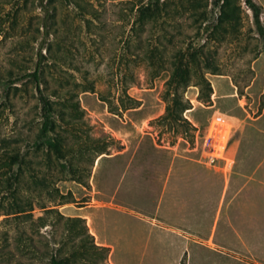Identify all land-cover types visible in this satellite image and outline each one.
Segmentation results:
<instances>
[{
	"label": "rangeland",
	"instance_id": "374dc122",
	"mask_svg": "<svg viewBox=\"0 0 264 264\" xmlns=\"http://www.w3.org/2000/svg\"><path fill=\"white\" fill-rule=\"evenodd\" d=\"M253 1L264 28V0ZM38 62L54 115L50 134L59 142L50 156L63 166L54 183L47 151L33 146L41 110L26 75ZM176 68L190 79L182 93L190 107L185 127L159 120ZM201 76L212 87L209 99L200 97ZM127 96L138 105L122 108ZM216 111L233 125L234 167L224 183L238 172L241 185L255 178L224 208L217 230L222 252L204 248L201 239L215 204L203 224L196 213L190 227L170 204L183 199L200 170L224 179L198 162L197 146ZM0 138L26 159L20 194L33 205L31 216L0 217V264H50L51 255L70 253L77 255L70 264H264V35L244 0L217 6L213 0H0ZM1 164L0 173L7 170ZM42 177L46 186L37 182ZM221 188L214 181L209 200ZM129 202L137 216L109 210ZM43 204L84 219L93 238L79 221L80 233L72 236L55 214L42 224ZM228 218L256 255L244 252Z\"/></svg>",
	"mask_w": 264,
	"mask_h": 264
},
{
	"label": "trees",
	"instance_id": "16d2710c",
	"mask_svg": "<svg viewBox=\"0 0 264 264\" xmlns=\"http://www.w3.org/2000/svg\"><path fill=\"white\" fill-rule=\"evenodd\" d=\"M222 0H213L214 5H219ZM247 7L251 10L254 23L258 32L264 35V28L260 20L261 10L260 7L253 0H244ZM179 68H176L172 73L171 77L166 82V90L164 92V100L166 102L165 113L159 117L160 121H167L171 126H181L185 127L189 122L183 117L184 111L189 109V102L183 98V91L189 85L190 79L188 77H183L181 73L178 72ZM35 84L36 91L38 93V102L40 104L41 110V121L40 128L37 137L33 140V146L39 150L47 151V161L50 164L51 174L54 177L53 183L60 180L59 172L60 168L63 167L59 164L58 156L52 158L50 152H56L59 149V142L50 133L54 124V115L52 110V105L49 100L45 97L43 90L40 86L41 81V66L38 62L35 69L26 75ZM11 84V83H9ZM197 84L199 85L200 97L204 96L209 99L210 93L212 92V87L210 82L201 76ZM128 103L121 102V107L124 109L134 108L138 105V101L127 96ZM2 145V146H1ZM10 147V142L7 138H0V161L1 166L7 168L4 172L0 173V193H2V201L0 202V217L3 216L2 222L5 220L20 219L24 216H31L32 201L27 196H22L20 194L21 189L19 184L23 183L24 180V169L25 165L29 168L26 159L20 157L18 152H12ZM14 150V149H13ZM11 152V153H10ZM105 153L104 149L99 151V154ZM54 159V160H53ZM1 168V167H0ZM53 168V169H52ZM26 171V170H25ZM40 185L46 186L47 181L45 177L40 178L37 181ZM56 190V189H55ZM40 209L43 211V215L38 217V220L45 225L46 218L49 215L59 216L64 218L65 222L68 223L69 232L72 236L79 234L80 232L74 229L75 223L77 221L82 222L81 232L86 236L93 238L90 233H88L87 227L84 224V219L80 217L71 218L64 217L56 209L49 208L46 205H41ZM107 249L106 247H104ZM75 253H70L69 255H51L50 264H70L76 258Z\"/></svg>",
	"mask_w": 264,
	"mask_h": 264
},
{
	"label": "crops",
	"instance_id": "0c3cea01",
	"mask_svg": "<svg viewBox=\"0 0 264 264\" xmlns=\"http://www.w3.org/2000/svg\"><path fill=\"white\" fill-rule=\"evenodd\" d=\"M130 165V166H129ZM128 165L127 170L128 171L131 167V163ZM127 173L125 172L124 176H123V180L126 179ZM242 173L238 172L237 176L232 178L230 183H228L227 185L224 183L225 180V175L223 176L224 179L222 177H218L215 176L213 173H210L207 170H200V177L197 180L195 178H192L191 182L186 184L184 186V197L181 201H177L174 199H170V204L176 209V214L178 218H182L184 219L185 222V226H187L190 222V224L195 223L196 218H194V216H196V213L199 214L200 217V221L203 224V217L206 213V211L209 209L210 204L211 205H216V208L214 210V222L212 224V227L209 229H206L205 233L201 234V239L203 240V244H204V248L208 249V250H212L215 252H222L225 251V244L219 239L217 238V230H218V225L220 222V219L222 217V215L224 214V208L225 206H230L233 202V199L235 197L236 194H238L242 189H244L246 187V184L249 181L254 180L255 178L252 177L251 175L247 176L248 179L245 180L244 184L241 185L243 180L242 177ZM213 182H210L212 181ZM214 181H220V183L222 182V188H221V192L218 195V199H214V200H209V196H208V192L210 187H212V185L214 184ZM235 183L236 185V190L234 192V194L232 195V197L227 200L226 202V196L227 193L230 189V187L232 186V184ZM166 187V186H165ZM165 187L163 186V191H165ZM173 189V186H172ZM178 189H173V192L176 191ZM116 191H120V186L118 185V189H116ZM163 191H162V196H163ZM117 194V193H116ZM162 196L160 198V201L162 200ZM111 207L109 208V210L112 211H116V212H128L132 215L137 216L136 213L140 212L138 210V208H136V205L129 202V205H125V204H120V203H113L112 205H110ZM161 205L158 206V210L160 208ZM183 208V209H182ZM173 210V208H171ZM228 215V214H227ZM229 217V216H228ZM228 223L230 225V228L232 230V232L241 240V244L242 247L244 248V252L249 253L250 255L254 256L256 255V253L251 249V247L247 244V242H245L244 239H242V237H240V231L238 230V228L232 223V220L230 218L227 219ZM192 226V225H190ZM188 225V227H190ZM190 229V228H189ZM92 234H94V236L98 239L99 237L101 238V236L98 234V232L94 229V231H92ZM194 235V234H193ZM104 244L110 246L112 248V246L109 244L107 237L104 236ZM113 249V248H112ZM261 254V253H260ZM259 254V255H260Z\"/></svg>",
	"mask_w": 264,
	"mask_h": 264
},
{
	"label": "built area",
	"instance_id": "2783aa9c",
	"mask_svg": "<svg viewBox=\"0 0 264 264\" xmlns=\"http://www.w3.org/2000/svg\"><path fill=\"white\" fill-rule=\"evenodd\" d=\"M233 125L228 116L216 111L210 120L206 134L197 146L198 162L209 169L222 172L225 176L234 167L230 152Z\"/></svg>",
	"mask_w": 264,
	"mask_h": 264
}]
</instances>
